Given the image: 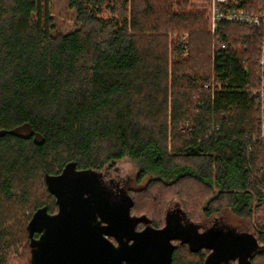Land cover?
Instances as JSON below:
<instances>
[{
	"label": "trees",
	"instance_id": "trees-1",
	"mask_svg": "<svg viewBox=\"0 0 264 264\" xmlns=\"http://www.w3.org/2000/svg\"><path fill=\"white\" fill-rule=\"evenodd\" d=\"M208 7L0 0V264H31L40 231L30 224L58 210L48 178L69 165L99 172L123 158L152 169L128 190L137 232L162 230L174 198L200 227L227 210L254 209L261 247L247 264H264V142L253 141L257 111L245 91L254 87L256 33L224 27L229 71L219 80L228 87L211 94L202 87L214 72ZM181 33L185 56L168 36ZM209 254L179 242L170 264H205Z\"/></svg>",
	"mask_w": 264,
	"mask_h": 264
},
{
	"label": "rangeland",
	"instance_id": "rangeland-1",
	"mask_svg": "<svg viewBox=\"0 0 264 264\" xmlns=\"http://www.w3.org/2000/svg\"><path fill=\"white\" fill-rule=\"evenodd\" d=\"M61 20L66 21L64 17ZM168 36L170 40L182 43L185 56L188 51V33L168 34ZM142 171L144 173H141ZM140 174L142 176L137 179ZM151 176L152 169L148 160L132 162L128 158H123L99 172L76 171L69 165L61 175L48 178L46 184L55 194L57 202L68 188L92 184L94 192L104 200L103 206L98 210V217L109 225L107 235L110 240L115 245L124 241L133 243L137 240L141 248H147L150 253L158 254L159 264H170L171 249L179 242H185L192 249L210 248L211 254L208 255L206 264H213V252L216 249H223L226 244L240 239H245L246 250L257 249V241L253 234V229L256 227L254 209L250 216H241L235 211L227 210L223 215L214 218L209 227L202 228L188 220L174 198L166 211V227L161 232L153 229L136 232L137 219L129 214L128 190L139 187ZM43 220V214H37L30 224V229H39ZM158 233H161V236L155 238Z\"/></svg>",
	"mask_w": 264,
	"mask_h": 264
},
{
	"label": "water",
	"instance_id": "water-1",
	"mask_svg": "<svg viewBox=\"0 0 264 264\" xmlns=\"http://www.w3.org/2000/svg\"><path fill=\"white\" fill-rule=\"evenodd\" d=\"M57 204L54 215L43 214L31 264H126L144 250L137 240L119 245L110 240L109 225L98 217L104 200L94 192L92 184L68 188ZM237 243H228L220 250L230 254L232 248H240Z\"/></svg>",
	"mask_w": 264,
	"mask_h": 264
},
{
	"label": "built area",
	"instance_id": "built-area-1",
	"mask_svg": "<svg viewBox=\"0 0 264 264\" xmlns=\"http://www.w3.org/2000/svg\"><path fill=\"white\" fill-rule=\"evenodd\" d=\"M208 3L210 56L214 72L202 87L210 90L211 94L227 90L228 85L219 80L223 73L229 71L226 64L229 55L226 39L229 33L224 27L235 24L255 32L254 87L252 89L247 87L245 91L254 97L257 111L258 132L253 141L264 142V0H208ZM187 128L188 124L185 123L180 132L186 133ZM249 150L250 147L247 148V152Z\"/></svg>",
	"mask_w": 264,
	"mask_h": 264
},
{
	"label": "flooded vegetation",
	"instance_id": "flooded-vegetation-1",
	"mask_svg": "<svg viewBox=\"0 0 264 264\" xmlns=\"http://www.w3.org/2000/svg\"><path fill=\"white\" fill-rule=\"evenodd\" d=\"M214 218H216V217H214ZM212 220L210 221L208 226H203L202 228L209 227L212 223ZM144 230H146V229H144ZM139 232H142V231H139ZM156 236L157 237H155V238L160 237L161 233L156 234ZM254 237H255V235H254ZM157 242L159 243V240H157ZM238 243H239L240 248H237V249H236V247L234 249L232 248V251L230 254H228V252H226V251H221L220 249H216L213 253V260H214L213 264H216V263L245 264V260L247 258H249L248 255L253 254L257 249H259L261 247L259 245V243H257L258 246H257V249L255 251H248V250H246L245 239L238 240ZM210 254H211V250H210ZM229 256H232V257L230 258ZM159 261H160V259L158 258L157 253L152 254L149 252V250L147 248L146 249L144 248V250L143 249L140 250L139 255L137 254L136 256H134L132 258L131 262H127L126 264H159Z\"/></svg>",
	"mask_w": 264,
	"mask_h": 264
},
{
	"label": "crops",
	"instance_id": "crops-1",
	"mask_svg": "<svg viewBox=\"0 0 264 264\" xmlns=\"http://www.w3.org/2000/svg\"><path fill=\"white\" fill-rule=\"evenodd\" d=\"M248 86H246V88H247ZM251 201H250V204H251V206H253L254 207V205H255V200L252 198V199H250ZM176 206V205H175ZM178 206V205H177ZM179 207V206H178ZM181 209V208H180ZM182 210V209H181ZM238 214V213H237ZM200 231H202V229H200Z\"/></svg>",
	"mask_w": 264,
	"mask_h": 264
}]
</instances>
